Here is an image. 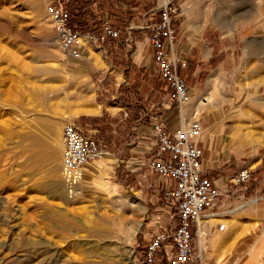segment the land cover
Instances as JSON below:
<instances>
[{"label":"rangeland","instance_id":"obj_1","mask_svg":"<svg viewBox=\"0 0 264 264\" xmlns=\"http://www.w3.org/2000/svg\"><path fill=\"white\" fill-rule=\"evenodd\" d=\"M49 2L0 0V264H144L159 224L168 229L176 223L163 196L132 187L122 172L84 182L77 199L63 189L54 147L64 124L84 116L76 115L86 106L82 97L95 103L99 92L96 80L61 51L45 13ZM78 2L79 16L74 2L69 6L78 31L99 37L100 30L91 32L94 10ZM208 5L223 31L236 28L237 65L201 67L197 82L185 81L196 95L204 133L231 138L233 150L223 158L232 155L234 169L247 168L251 180L233 189L223 180L230 197L218 220L208 223L201 254L196 241L188 264H264V0H191L188 7ZM203 99L210 102L202 106ZM151 181L163 185L161 178ZM231 223L236 228L228 237ZM219 224L226 230L219 232ZM221 238L227 248L214 255ZM154 264H170L169 254L162 252Z\"/></svg>","mask_w":264,"mask_h":264},{"label":"crops","instance_id":"obj_2","mask_svg":"<svg viewBox=\"0 0 264 264\" xmlns=\"http://www.w3.org/2000/svg\"><path fill=\"white\" fill-rule=\"evenodd\" d=\"M56 1L68 10L73 2ZM170 1L181 10L175 23L177 37L173 48L174 54L187 63L186 68L181 70L184 79L190 76L197 82L201 67L234 68L237 65L238 52L241 50L237 45L239 40L235 39L237 25L235 24V31L232 29L223 31V27L217 22V13L210 9V5L201 9L188 7L191 0ZM84 2L90 4L89 8L94 10V16L99 14L101 18L109 20L114 29L120 31L116 39L110 38L100 45L83 48V58L77 61L82 67V72L96 80L99 94L95 103L92 101L91 109L94 112L81 114L84 116L74 123L85 135L93 140L100 139L106 146L104 156L86 168L84 182L92 183L93 177L106 181V176L113 179L122 172L126 182L132 187L140 190L149 187L154 194L163 196L164 190L171 182L162 179L161 186L156 185L154 181L148 184L149 177L160 178L156 174H151L144 166L145 161L151 159V155L146 151L148 136L155 119H160L165 129L173 132L182 122L188 123L191 119L197 118L199 114L194 112L196 95L193 89H190L188 102L178 109L172 100L171 91L159 74L152 50L148 47L147 27L159 22L160 14L154 11V4L150 0H144L142 4L139 0H84ZM200 123L202 134L196 143L203 151L201 160L203 175L214 181L222 192L218 205L209 213L218 215L217 211L221 206L223 208V199L230 197L228 196L230 191L225 188L227 185L223 184V180L229 183L232 189L237 187L230 181L237 172L234 168L238 164L232 162V155L223 158V153L233 150L234 142L231 138H226L225 141L218 136L207 135L203 129L205 123ZM214 126L218 128V123L215 122ZM41 143L43 155L48 144L44 138ZM62 154L60 136L54 147V156L60 170ZM207 218L204 220L205 234L210 230L207 228ZM214 219L218 220L215 216ZM157 222L160 223L159 220ZM175 225L167 229L159 224V230L155 234L169 231ZM234 228L236 224L231 223L228 226L226 231L228 237L232 236Z\"/></svg>","mask_w":264,"mask_h":264},{"label":"built area","instance_id":"obj_3","mask_svg":"<svg viewBox=\"0 0 264 264\" xmlns=\"http://www.w3.org/2000/svg\"><path fill=\"white\" fill-rule=\"evenodd\" d=\"M150 1L154 4V11L160 14V21L147 27L148 47L152 50L161 78L171 91L173 102L181 109L189 100V88L181 75L187 63L174 54L173 48L177 37L175 23L181 10L170 0ZM45 13L51 21L61 51L75 61L83 58V48L110 38L116 39L120 35V31L114 29L107 19L101 25L99 37L82 34L71 27L69 10L55 0H50L46 5ZM201 134L202 125L196 117L188 123L182 122L173 132L167 131L160 119L153 122L146 149L151 159L146 160L144 166L151 174L171 182L163 192V199L174 211L176 225L151 237L145 247L144 264H154L162 252L169 254L170 264H188L192 262L196 241L201 254L200 240L205 236L204 220L217 215L209 211L216 208L222 197L215 182L203 175V151L196 143ZM61 143L63 189L69 199H77L83 192L86 168L102 158L105 150L99 141L85 135L74 122H67L62 127ZM250 180L251 172L247 168H240L231 177L230 183L241 187ZM217 229L223 232L226 226L219 224Z\"/></svg>","mask_w":264,"mask_h":264},{"label":"bare ground","instance_id":"obj_4","mask_svg":"<svg viewBox=\"0 0 264 264\" xmlns=\"http://www.w3.org/2000/svg\"><path fill=\"white\" fill-rule=\"evenodd\" d=\"M83 105H86L85 108L83 109H80L76 112V115L77 114H90L92 112H94V110H92V106H93V103H92V97H88L87 95L85 97H82V100L80 101ZM210 102V100H206V99H203L201 101V105L204 106L206 104H208ZM200 104V103H199ZM95 106V105H94ZM198 106V105H197ZM95 109V108H94ZM201 115V114H200ZM216 219H214V215L210 216L207 218L206 220V223H210V222H213L215 221ZM219 222V221H218ZM228 222V221H227ZM222 240V241H221ZM226 241V238H221L220 241L218 240L217 244L215 245V251H214V255H218V253H222L221 250L222 248L225 249L227 248V245L224 246L226 243L224 242ZM223 254V253H222ZM213 255V256H214ZM221 255V254H220ZM219 256V255H218Z\"/></svg>","mask_w":264,"mask_h":264},{"label":"trees","instance_id":"obj_5","mask_svg":"<svg viewBox=\"0 0 264 264\" xmlns=\"http://www.w3.org/2000/svg\"><path fill=\"white\" fill-rule=\"evenodd\" d=\"M79 0H73V2H74V7H75V9H74V12L79 16V10H80V8H82L83 7V2H78ZM81 1V0H80ZM70 12V11H69ZM71 17H72V15H71ZM90 17H94V18H96L98 21L94 24V26L91 28V32H93V33H99V30H100V28H101V25H102V23H103V21H104V19L103 18H101V16L99 15V14H97L96 16H90ZM70 25H71V27L72 28H74V29H77V26L75 25V22H74V20H73V18H72V20H71V23H70ZM78 30V29H77ZM81 33L82 34H85L86 32H85V30L84 31H81Z\"/></svg>","mask_w":264,"mask_h":264}]
</instances>
